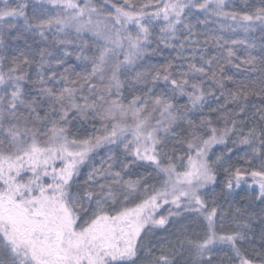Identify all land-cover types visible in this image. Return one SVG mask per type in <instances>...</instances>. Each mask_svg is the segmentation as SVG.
Here are the masks:
<instances>
[{"label":"snow or ice","instance_id":"obj_1","mask_svg":"<svg viewBox=\"0 0 264 264\" xmlns=\"http://www.w3.org/2000/svg\"><path fill=\"white\" fill-rule=\"evenodd\" d=\"M0 264H264V0H0Z\"/></svg>","mask_w":264,"mask_h":264},{"label":"trees","instance_id":"obj_2","mask_svg":"<svg viewBox=\"0 0 264 264\" xmlns=\"http://www.w3.org/2000/svg\"><path fill=\"white\" fill-rule=\"evenodd\" d=\"M112 2H115V0H112ZM163 55H164V56H169L170 53L167 52V51H165V52L163 53ZM160 62H163L162 58H161ZM70 63H72V64L74 65L75 63H78V61H75V59L73 58V60L70 61ZM101 155H104V153L102 152ZM241 195L243 196V195H245V194L242 193ZM239 199H240V197H237V200H239Z\"/></svg>","mask_w":264,"mask_h":264}]
</instances>
